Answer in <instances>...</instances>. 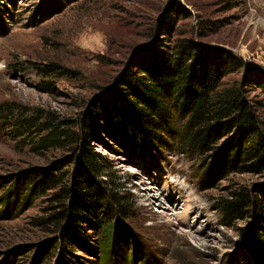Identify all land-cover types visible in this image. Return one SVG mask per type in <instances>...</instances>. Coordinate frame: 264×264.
<instances>
[{
    "label": "rangeland",
    "instance_id": "1",
    "mask_svg": "<svg viewBox=\"0 0 264 264\" xmlns=\"http://www.w3.org/2000/svg\"><path fill=\"white\" fill-rule=\"evenodd\" d=\"M47 7L51 14L44 20ZM0 18V264H58L64 256L74 261L68 264H105L111 257L102 246L106 233L85 224L80 245H56L49 218L59 211L52 200L58 191L28 206L10 204L6 195L53 163L67 160V173L76 168L68 149H42L46 132L27 128V121L77 123L117 87L118 76L143 48L168 52L186 39L198 49L234 54L247 68L231 73L226 83H244L264 124V91L257 81L264 77V0H0ZM74 124L68 125L72 131ZM174 125L178 130L179 121ZM171 132L166 146L145 152L109 134L92 142L110 163L105 179L130 199L123 224L133 248L140 245L135 254L144 251L149 259L133 261L121 239L124 264H264L257 219L229 223L217 210L218 200L253 192L264 173L209 169V155L181 154L180 136ZM148 188L154 199L142 196ZM114 258L107 264H116Z\"/></svg>",
    "mask_w": 264,
    "mask_h": 264
},
{
    "label": "trees",
    "instance_id": "2",
    "mask_svg": "<svg viewBox=\"0 0 264 264\" xmlns=\"http://www.w3.org/2000/svg\"><path fill=\"white\" fill-rule=\"evenodd\" d=\"M43 13L47 20L50 7ZM2 28L4 23L0 18ZM241 68L247 65L234 54L220 50L214 53L205 47L198 49L192 40H181L168 52L143 48L118 76L117 87L100 96L97 106L83 114L77 123H69L74 124L76 131L68 128V122L55 126L50 119L43 123L37 118L27 121V128L46 132L41 137L42 149H68L74 155L70 158L76 168L67 173L64 170L69 163L64 160L51 164L35 177L26 176L24 182L15 183L7 193L8 202L17 205L21 201L28 206L48 192L58 191L52 200L58 203L59 211L49 221L55 227L59 248L73 247L76 240L77 244L83 242L85 224L106 233L102 246L111 257L106 255L105 264L113 257H117L116 264H124L127 257L118 249L121 239L128 241L123 252L132 249L133 261L148 262L144 251L142 256H136L140 245L133 248L132 233L123 224L130 218L127 211L130 199L119 196V188L111 187V181L105 179L111 172L110 163L93 148L92 142L101 134H109L145 152L153 146H166V136L174 131L181 139L180 153L192 152L203 158L209 155V169L212 166L225 174L238 171L262 174L264 124L245 95L244 83L236 81L233 86L226 83L228 76ZM257 81L264 91L262 74ZM174 120L179 121L178 130ZM227 135L230 138L221 143ZM217 210L229 223L255 217L257 237L264 244V183L253 192L218 200ZM68 263L74 261L65 256L58 262ZM76 264L80 263L76 261Z\"/></svg>",
    "mask_w": 264,
    "mask_h": 264
},
{
    "label": "bare ground",
    "instance_id": "3",
    "mask_svg": "<svg viewBox=\"0 0 264 264\" xmlns=\"http://www.w3.org/2000/svg\"><path fill=\"white\" fill-rule=\"evenodd\" d=\"M145 192L146 193L144 195H142L143 197H147V198L152 197L153 199L155 198V196H154L155 194L151 195L152 192H154L152 188H148Z\"/></svg>",
    "mask_w": 264,
    "mask_h": 264
}]
</instances>
